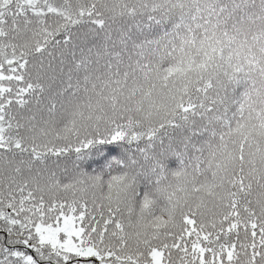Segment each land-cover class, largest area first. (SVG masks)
<instances>
[{
  "label": "snow or ice",
  "instance_id": "6c2138e0",
  "mask_svg": "<svg viewBox=\"0 0 264 264\" xmlns=\"http://www.w3.org/2000/svg\"><path fill=\"white\" fill-rule=\"evenodd\" d=\"M0 264H264V0H0Z\"/></svg>",
  "mask_w": 264,
  "mask_h": 264
}]
</instances>
